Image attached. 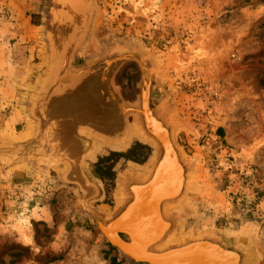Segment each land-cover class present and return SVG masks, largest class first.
Instances as JSON below:
<instances>
[{
  "label": "rangeland",
  "instance_id": "1",
  "mask_svg": "<svg viewBox=\"0 0 264 264\" xmlns=\"http://www.w3.org/2000/svg\"><path fill=\"white\" fill-rule=\"evenodd\" d=\"M70 3L31 2L28 14L40 27L31 31V45L17 49L18 61L5 64L2 53L10 47L0 44V264H134L100 233L82 208L80 194L64 185L59 172L37 166L36 150L46 148V141L38 148L12 144L26 140L35 122L31 105L50 66V20L68 6H79L86 15L87 30L75 52V65L113 49L131 48L153 70V103L171 112L174 140L191 180L183 200L169 207L168 213L179 219L171 242L211 235L241 245L248 250L245 264H257L258 252L264 254V0ZM15 16V2L0 0V40L14 32L9 25ZM30 46L35 48L28 51ZM139 74L129 64L117 78L132 103ZM13 80L18 81V94L11 105L2 93L5 83L15 85ZM14 109L15 119L24 121L16 131L8 124ZM51 113V125L58 128L59 115ZM38 115L44 121L51 117L45 110ZM11 122L14 128L17 120ZM138 132L132 123L122 142H99L84 163L101 191L90 206L102 216L118 210L122 177L145 176L155 158L157 148ZM103 158L108 161L99 177L95 165Z\"/></svg>",
  "mask_w": 264,
  "mask_h": 264
},
{
  "label": "water",
  "instance_id": "2",
  "mask_svg": "<svg viewBox=\"0 0 264 264\" xmlns=\"http://www.w3.org/2000/svg\"><path fill=\"white\" fill-rule=\"evenodd\" d=\"M62 2L71 5L70 0ZM85 17L72 6L51 17L46 58L50 66L42 74L47 80L42 89L36 87L39 92L31 105L35 107V114L32 108L31 114L36 120L30 115L31 121L35 122L28 129V138L12 144L26 148L32 144L38 148L39 142L43 144L46 141V148L44 145L40 151V147L36 150L37 166H48L43 168L44 171L57 170L64 185H73L77 189L81 206L91 215L96 228L123 258L134 264L245 263L246 259L242 261L244 256L235 250L238 249L235 245L226 244L216 237L214 242L213 238H208L211 237L209 235L167 244L179 226L176 214L163 211L166 205L179 203L174 199L171 176L175 172L181 176L190 173L174 140L171 112L166 106L153 103V70L138 51L113 49L95 60L74 64L78 56L75 52L87 30ZM129 64L135 65L140 72L134 103L127 100L117 84L119 74ZM146 80L149 87L144 85ZM44 110L51 116L47 121L38 118V112ZM51 112L59 115L58 128L51 125L50 119L54 118ZM132 123L155 142L156 155L145 176L132 173L122 177L118 210L111 216H102L90 206L98 190L95 181H90L83 162L96 148L93 144H100L104 139L121 142ZM66 130L74 136L71 138L73 141L78 138L87 141L88 148H84L82 142L79 151L73 153L70 149L76 145L69 144L70 139L63 133ZM82 130L95 137L84 135ZM53 134L59 137L55 140ZM62 142L63 146H60ZM83 157L85 161L79 164ZM14 166H17L16 161Z\"/></svg>",
  "mask_w": 264,
  "mask_h": 264
},
{
  "label": "crops",
  "instance_id": "3",
  "mask_svg": "<svg viewBox=\"0 0 264 264\" xmlns=\"http://www.w3.org/2000/svg\"><path fill=\"white\" fill-rule=\"evenodd\" d=\"M7 1H10V2H15V18H14V23L10 24L9 28L10 30H13L14 32H8L9 35H5L6 38H4V40H0V44L1 46H4V47H10L8 50H6L5 52L3 51L2 55H3V59H4V62L5 64L7 63H14L15 59L17 60L18 59V55H21L19 50L20 47H24L26 44L28 45H31V41L32 39H30L31 35V31L36 27V28H39L40 26L37 25L35 26L33 23H32V14H28L29 11V8L30 6L32 5L31 2H33V0H7ZM26 10V11H24ZM12 12V11H11ZM5 31H8V27L5 26L4 28ZM9 30V31H10ZM16 39V42H12V39ZM2 48V47H1ZM32 48H35L34 46H30V48L28 49V51H31ZM4 49V48H2ZM31 53V52H30ZM31 59V57H30ZM30 59L28 61H30ZM18 61V60H17ZM7 73H4V75H6ZM5 83V82H4ZM13 83L15 85L12 84V82L10 84L8 83H5V87L4 88V92L2 93L3 95V99L6 100V99H10L11 102H9V104H14V102L16 101V97H17V94L16 91H17V83L18 81H15L13 80ZM7 84V85H6ZM10 88H13V94H11L9 91H10ZM11 95L13 96V99L11 98ZM15 106V105H14ZM17 112H18V109H14L12 112H11V117L9 119V123L11 128L10 129H14L16 131V126L20 125V124H23V120L20 121L18 119H15L18 117L17 115ZM13 115V116H12ZM11 119L12 120H17V122L13 123L14 124V128H12V122H11ZM24 132V131H23ZM55 136V140L57 139V135L53 134V137ZM48 156V155H46ZM44 156V157H46ZM86 174V173H85ZM89 175V173H88ZM91 180L90 181H94L95 177L93 176H88ZM69 190L73 191L74 193L77 192V189L73 186V185H67L66 186ZM96 187H97V190H98V195L95 199H98L99 198V195L101 194V191H100V187L96 184ZM75 198V197H74ZM95 199H93L92 201H94ZM245 251H248L246 249H244Z\"/></svg>",
  "mask_w": 264,
  "mask_h": 264
},
{
  "label": "bare ground",
  "instance_id": "4",
  "mask_svg": "<svg viewBox=\"0 0 264 264\" xmlns=\"http://www.w3.org/2000/svg\"><path fill=\"white\" fill-rule=\"evenodd\" d=\"M79 3V2H78ZM81 3V2H80ZM84 3V2H83ZM76 7V6H75ZM77 9L79 8V6L78 7H76ZM86 8V7H85ZM85 8H83V9H85ZM79 10H81L80 8H79ZM82 12V11H81ZM83 13V12H82ZM82 43V42H81ZM144 85L147 87H149V83H148V81L146 80L145 81V83H144ZM116 95H113V97H115ZM123 109H124V106H123ZM123 109H122V111H123ZM124 111H126V108H125V110ZM71 115V114H70ZM44 116V115H43ZM42 116V117H43ZM44 118V117H43ZM175 118V117H174ZM120 125V124H119ZM178 125V124H177ZM177 125H175V126H177ZM70 128H72V127H70ZM175 128V127H174ZM65 130V129H64ZM63 130V131H64ZM171 130V129H170ZM71 132H72V129L70 130ZM83 132L82 133H84V134H90L87 130H82ZM138 135L143 139V140H145L147 143H149V144H152V146H154V147H156V144H155V142H153L150 138L151 137H147L146 135H145V133H144V131H143V129H138ZM63 133H66V137H67V139H70V142H69V144L70 145H76V146H73V147H71V151L74 153V152H78L79 151V148L81 147V143L83 142V144H82V146L84 147V148H88V142L87 141H83L81 138H78L76 141H73L71 138H73L74 136L72 135L71 136V134L68 132V130H66V132H63ZM170 135H171V131H170ZM90 136V135H89ZM171 138H172V135H171ZM105 140V142H107L108 144H113V145H115V143L116 142H113L112 140L110 141V140H106V139H104ZM172 140V139H171ZM122 142V141H121ZM174 143V142H173ZM118 144H119V142H118ZM125 144V143H124ZM94 146H96V143L95 144H93ZM60 146H63V142H62V144H60ZM68 148H69V145L67 146ZM68 150V149H67ZM88 150V149H87ZM83 161H85V157H83L82 159H81V161L79 162V164H83V163H85V162H83ZM83 162V163H82ZM184 163V162H183ZM185 165V164H184ZM183 165V166H184ZM185 167H186V165H185ZM185 167H183V169H185ZM185 171V170H184ZM172 177V179H173V190H174V193H175V198L174 199H176L175 201H182L183 200V198H184V196H185V194H186V192H187V190H188V188L190 187V185H191V180H190V173H188L187 174V172L185 173V174H182V176H181V174L179 173V172H175L174 173V175L173 176H171ZM121 199H122V197H121ZM170 207V206H169ZM169 207L166 205L164 208H163V211H165L166 213H168V211H169ZM209 236H211V235H209ZM200 237H202V236H200ZM209 239H211V238H213V239H211V240H215V238L214 237H208ZM217 238V237H216ZM200 239H203V238H200ZM174 240V239H173ZM216 241V240H215ZM214 241V242H215ZM168 243H172L171 242V239H169V241L167 242V244ZM227 244V243H226ZM241 245H238V246H236V248H238V249H235L237 252H240L242 255H241V257H243V260L242 261H244L245 259H247V257L248 256H246L247 255V251H245L244 249H241ZM157 250H159V251H161V249H157ZM246 252V255H245V252ZM257 252V250L255 249L254 250V252ZM260 251V250H259ZM260 254V255H259ZM258 255H259V258H258V260H259V262H258V264H264V254H262V253H260V252H258ZM241 259V258H240ZM245 262H246V260H245ZM243 264H245L244 262H243Z\"/></svg>",
  "mask_w": 264,
  "mask_h": 264
},
{
  "label": "trees",
  "instance_id": "5",
  "mask_svg": "<svg viewBox=\"0 0 264 264\" xmlns=\"http://www.w3.org/2000/svg\"><path fill=\"white\" fill-rule=\"evenodd\" d=\"M111 156H112V154H111ZM110 159V158H109ZM108 161V159H106V158H103V160H100L96 165H95V173L99 176V177H102V175L104 174L103 172H102V169H101V167L104 165L103 163L105 162H107ZM107 170H108V172L111 170V167H108L107 168Z\"/></svg>",
  "mask_w": 264,
  "mask_h": 264
}]
</instances>
